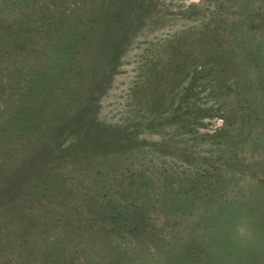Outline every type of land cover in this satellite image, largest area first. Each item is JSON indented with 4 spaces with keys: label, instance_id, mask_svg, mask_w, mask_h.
Returning <instances> with one entry per match:
<instances>
[{
    "label": "rangeland",
    "instance_id": "1",
    "mask_svg": "<svg viewBox=\"0 0 264 264\" xmlns=\"http://www.w3.org/2000/svg\"><path fill=\"white\" fill-rule=\"evenodd\" d=\"M151 4L116 50L99 55L107 75L93 81L96 88L78 92L80 102L93 95L87 119L100 134L98 146L109 138L113 143L46 162L27 185L22 209L0 206V264H38L22 262L19 253L26 246L42 251L54 239L76 243L79 253H62L64 263L74 253V264H139L154 247L165 264H209L191 224L193 209L224 211L230 194L264 226V29L236 27L235 17L216 20L213 0ZM218 48L228 51L221 57L234 61L232 71L205 68L192 80L193 69ZM7 139L0 140V168L16 161L10 152L29 158L15 138ZM42 183L56 185L53 200L42 197ZM55 212L62 217L52 224ZM32 215L40 216L43 228L30 225L25 232ZM101 226L106 234L98 232ZM240 264H264V252L248 253Z\"/></svg>",
    "mask_w": 264,
    "mask_h": 264
},
{
    "label": "trees",
    "instance_id": "2",
    "mask_svg": "<svg viewBox=\"0 0 264 264\" xmlns=\"http://www.w3.org/2000/svg\"><path fill=\"white\" fill-rule=\"evenodd\" d=\"M213 4L218 21L235 17L236 27L249 24L254 30L264 29V0H213ZM151 7V0H4L0 3V140L8 137L6 143H10L15 138L16 146L26 150L29 156L21 161L20 155L10 152L16 161L0 168V206L22 209L29 200L27 185L46 162L60 161L62 154L93 153L101 151L103 145L111 146L110 138L98 146L100 134L94 133L96 125L87 119L88 112L95 107L93 95H83L84 102H80L78 92L81 86L87 92L92 90L91 86L96 88L93 81H98L99 76L103 79L108 71L104 66L107 61H100L99 55L108 48L116 50L130 29L150 13ZM4 11L8 13L1 14ZM242 48L239 53L243 52ZM218 50L220 53L208 54L199 69H193L192 80L197 73L207 72L205 68L211 72L217 66H224L228 72L232 71L229 66L234 61L228 55L221 57L224 48ZM116 56L111 54L108 60L116 62ZM6 127L11 131L5 130ZM64 130L69 134L75 132V137H66ZM10 166L13 167L6 171ZM48 175L45 173L44 179ZM42 185V197L53 200L56 185ZM53 217L52 224H56L62 214L55 212ZM42 224L39 215H32L22 230L27 232L30 225L43 228ZM137 226L126 231H136ZM79 229L78 225L72 227L76 235ZM107 230L98 228L103 234ZM54 240L42 251L26 246L27 254H22L24 250L19 253L22 262L40 259L38 264L64 263L59 260L62 253L72 252L76 243ZM78 244L84 248L82 243ZM91 247L95 248L93 243ZM63 258H69L64 264L76 263L74 253Z\"/></svg>",
    "mask_w": 264,
    "mask_h": 264
},
{
    "label": "clouds",
    "instance_id": "3",
    "mask_svg": "<svg viewBox=\"0 0 264 264\" xmlns=\"http://www.w3.org/2000/svg\"><path fill=\"white\" fill-rule=\"evenodd\" d=\"M226 210L219 206L193 209L191 224L204 245L209 264H240L251 252H264V226L256 214L235 194L226 197ZM139 264H165L164 258L149 248L138 257Z\"/></svg>",
    "mask_w": 264,
    "mask_h": 264
}]
</instances>
